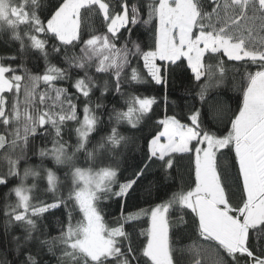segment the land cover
<instances>
[{
	"label": "snow or ice",
	"instance_id": "6c2138e0",
	"mask_svg": "<svg viewBox=\"0 0 264 264\" xmlns=\"http://www.w3.org/2000/svg\"><path fill=\"white\" fill-rule=\"evenodd\" d=\"M89 12L102 17L106 31L90 32L85 38ZM140 24L151 25L148 50L132 39ZM21 25L27 31L21 33ZM0 35L19 45L15 55L0 61V149L8 161L0 185L20 175L19 160L30 138L36 137H51L52 147L41 148L39 156L69 166L71 176L67 194L61 192L51 203H31L32 189L23 185V179L40 173L30 168L25 169L21 184L11 189L17 203L5 211L6 230L22 228V236L12 237L15 251L24 255L20 264H37L33 253L25 249L38 240L34 235L38 219L62 205L67 218L59 236L53 241L38 240L49 251L58 242L60 264H180L176 236L185 229H190L193 239L187 264H264V0H150L147 5L129 0H56L47 8L41 0H0ZM49 44L68 68L49 62ZM30 51L46 61L43 74H33L23 62L17 64ZM229 61L255 67L246 73L235 110L225 108L218 95H208L214 82L220 83L226 75ZM92 66L96 73H110L115 91L125 97L126 110L113 109L109 119L117 125L126 122L133 129L151 118L157 101L122 93V77L130 85L140 84L145 76L156 85H167L176 69H181L198 89L185 115H169L166 108L141 148L143 166L123 181L118 179L116 158L99 168L75 165L78 152H85L93 162L98 151L118 158L121 147L133 142L114 126L96 147L88 149L100 122L97 110L103 107L100 103L91 107L96 81L87 69ZM70 68L85 70L71 85L75 93L57 86L70 78ZM76 94L87 101L82 118ZM164 102L167 106V97ZM69 122L77 125L75 145L63 139ZM224 149L235 154V190L220 163ZM185 155L193 168L186 190L173 192L153 206L127 210V199L152 165L171 170L176 159ZM45 178L47 190L55 194L60 183L56 172L46 169ZM113 199L121 212L115 226H110L102 203ZM177 205L190 210V215L185 212L173 221L171 210Z\"/></svg>",
	"mask_w": 264,
	"mask_h": 264
},
{
	"label": "trees",
	"instance_id": "16d2710c",
	"mask_svg": "<svg viewBox=\"0 0 264 264\" xmlns=\"http://www.w3.org/2000/svg\"><path fill=\"white\" fill-rule=\"evenodd\" d=\"M129 2L147 5L150 0L145 2L129 0ZM41 3L43 7L47 8L55 4L56 0H41ZM85 24V38H87L90 32L101 34L106 31L102 17L97 16L95 12L85 14ZM20 31L21 33L27 31V26L21 25ZM124 35L127 37L128 33L125 32ZM132 39L138 41L144 50H148L152 44L151 25L140 24L137 26L132 33ZM18 47V44L6 42L3 35H0V61H4L7 57L15 55ZM48 51L50 53V63L68 68L62 56H57L52 53L51 44L48 45ZM75 51L78 53V49ZM223 59L227 61L226 57H223ZM21 62H23L33 74H43L46 65V61L41 54L35 51H30L23 55L21 59L17 61V64ZM136 65L137 62L133 61V66ZM12 66L16 67L17 65L13 64ZM139 66L142 68V61H139ZM226 68V75L220 83L214 82V86L209 89L208 95H218L225 108L235 110L242 98V87L245 84L246 73L247 71H255V67L245 65L242 62L229 61L226 64ZM127 71L130 72V69H127ZM87 72L88 75L93 76L96 81V87L93 88L90 96L91 107L95 108L96 103L103 105V107L97 110L96 114L100 118V122L97 125L96 131L89 138L88 149L92 150L96 147L102 138L106 137L111 132L114 126L117 127L122 136L129 137L133 142L129 143L127 147H121L118 158L114 157L110 152L98 151L97 158L93 162L88 160L85 152H78L75 156V165L79 167L91 166L99 168L108 165L116 158L118 159V179L123 181L134 171H138L140 166H143L145 158L141 148L145 146L146 139L151 138L150 133L153 132L155 122L163 117L166 108L167 114H176L178 117L188 112L189 107L193 103L192 97L195 96L196 90H198L196 88V82H190L181 69H176L170 76L167 85H156L146 76L144 81L140 84L130 85L122 77V93L131 92L132 94L155 97L157 101V103L153 105V111L149 114L151 118L149 119L146 117L141 120L137 127L133 129L126 122L117 125L114 119H109L113 109L126 110L124 103L125 97L115 91L114 77L110 73H96L94 66L88 68ZM84 74L85 70L70 68V78L58 81L57 86L66 87L71 93H75V89L72 88L71 85L76 79L83 77ZM188 75H190V73ZM105 81L108 82L107 91H104ZM76 95L79 96V94ZM165 97H167L168 101L167 106L164 102ZM79 101V115L82 118L84 102L87 101L83 96H79ZM196 104L199 106L198 98ZM76 126L74 122H69L63 130V139L71 145H75L76 143ZM43 147H52L51 137L30 138V143L25 154L18 163L20 175L9 177L7 185H0V264H13V262L14 264H20V260L24 258L23 253L15 251V246L12 242L13 236L23 235L22 228L20 226H9L6 230V221L8 218L5 216V211H11V207L17 203V198L14 192H11V189L21 184L25 169L30 168L40 173L39 176L34 177L29 175L26 179H23V185L32 189L29 195L33 205L39 202L51 203L55 196H59L61 192L66 195L70 187V167L66 165L58 166L50 157H40L39 151ZM222 152L223 155L220 156L221 166L229 176L232 189L235 190V181L238 172V169L235 167V154L230 149H224ZM5 156V151L0 149V174H5L8 171V161ZM12 158L15 159L16 156L14 155ZM46 169H52L59 177V189L55 194L47 190V181L45 178ZM192 173L193 168L187 155L183 158L178 157L171 170L166 171L161 169L158 165H152L146 173V178L141 181L140 186L127 199V210L134 211L138 208L153 206L154 203L166 200L173 192L181 189L186 190L189 185L190 174ZM192 178L194 179V175ZM18 211H22V209H18ZM66 211L67 210L62 205L60 208L50 209L38 219L39 230L34 233V235L38 237V240L53 241L54 238L59 236L62 223L65 222L67 218ZM102 211L105 215L106 223L110 226H115V222L121 212L119 202L115 199L104 201L102 203ZM171 211H173V214L170 218L173 221H178L185 212L190 215V210L180 209L178 205L174 206V210ZM185 219L188 220L189 216H185ZM129 230L131 231V229ZM138 230L137 228L136 231ZM190 237V229H185L177 233L175 247L177 249V258L180 260V264H187L191 258V253L188 251V248L193 243V239ZM38 240H33L25 251L30 250L33 253L37 260V264H60L59 257L61 253L58 250L60 247L58 242L55 245V250L49 251L47 246L41 247Z\"/></svg>",
	"mask_w": 264,
	"mask_h": 264
},
{
	"label": "water",
	"instance_id": "95a60500",
	"mask_svg": "<svg viewBox=\"0 0 264 264\" xmlns=\"http://www.w3.org/2000/svg\"><path fill=\"white\" fill-rule=\"evenodd\" d=\"M139 1L145 2V1H148V0H139Z\"/></svg>",
	"mask_w": 264,
	"mask_h": 264
}]
</instances>
